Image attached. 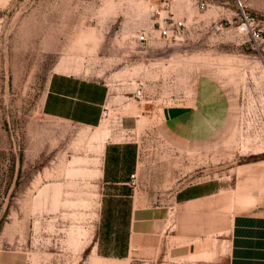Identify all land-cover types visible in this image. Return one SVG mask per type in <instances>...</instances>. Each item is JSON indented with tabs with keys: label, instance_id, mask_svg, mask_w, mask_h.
Instances as JSON below:
<instances>
[{
	"label": "rangeland",
	"instance_id": "rangeland-1",
	"mask_svg": "<svg viewBox=\"0 0 264 264\" xmlns=\"http://www.w3.org/2000/svg\"><path fill=\"white\" fill-rule=\"evenodd\" d=\"M239 4L259 21L257 44L237 32ZM170 20L185 29L167 43L158 28ZM141 32L149 37L142 45ZM55 71L107 84L99 126L42 113ZM194 103L218 105L227 126L213 142L174 144L159 130L157 110ZM122 116L137 124L129 137L140 147L137 182L127 193L140 204H164L200 181L228 184L238 165L264 159L246 141L261 128L264 137V0H0V254L22 253L28 264L93 262L105 237L97 229L102 153L89 137L113 140ZM76 167L89 175L70 171ZM111 221L124 227L126 215ZM211 226L167 238L160 253H136L129 264H228L222 231ZM178 244L187 245L183 256Z\"/></svg>",
	"mask_w": 264,
	"mask_h": 264
},
{
	"label": "crops",
	"instance_id": "crops-1",
	"mask_svg": "<svg viewBox=\"0 0 264 264\" xmlns=\"http://www.w3.org/2000/svg\"><path fill=\"white\" fill-rule=\"evenodd\" d=\"M109 95L105 82L80 74L53 72L42 96V113L52 119L94 128L100 125ZM153 109L148 111L152 116ZM161 133L182 147L213 142L227 126V113L216 104L194 103L157 110ZM131 116L119 119L120 132L104 143L99 165L101 200L94 255L107 262L127 261L136 253L147 257L160 253L167 238L182 240L188 232L211 230L226 245L228 264H264V159L236 167L228 184L222 180L193 183L177 190L161 205L140 204L128 195L130 175L137 173L140 147L129 139L136 129ZM149 133V131H148ZM264 150L252 151V154ZM114 215H126V225L112 223ZM125 231V240L118 232ZM226 232L223 234V232ZM113 232V237L106 236ZM186 244L174 245L183 256ZM101 249H105L100 253ZM0 264H28L20 254H0Z\"/></svg>",
	"mask_w": 264,
	"mask_h": 264
},
{
	"label": "built area",
	"instance_id": "built-area-1",
	"mask_svg": "<svg viewBox=\"0 0 264 264\" xmlns=\"http://www.w3.org/2000/svg\"><path fill=\"white\" fill-rule=\"evenodd\" d=\"M241 14L239 17V24L237 26V32L241 36H245L248 40L252 41L253 44H257L261 40L262 29L260 27L259 21L255 20L250 14L246 13L241 5L239 4ZM185 29V22L182 20H170L168 24L159 26L158 36L164 42L172 43L180 39ZM148 34L146 32H141L137 36V41L139 44H146L148 42ZM135 98L138 100L142 99V87L139 85L135 91ZM137 182V173L134 172L130 175L128 185L135 186Z\"/></svg>",
	"mask_w": 264,
	"mask_h": 264
},
{
	"label": "bare ground",
	"instance_id": "bare-ground-1",
	"mask_svg": "<svg viewBox=\"0 0 264 264\" xmlns=\"http://www.w3.org/2000/svg\"><path fill=\"white\" fill-rule=\"evenodd\" d=\"M259 127H261V126H259ZM252 128H254V127H252ZM262 129L263 128L259 129L258 132H255V135L253 137H249V136L246 137V141H248L250 144H253L252 147H251V150H253V151L264 150V137H262V134H261L263 132ZM105 138H106L105 134L101 133V132H97V133H95V134H93V135H91L89 137L90 141H92L93 144H94V149L99 154L102 153V151H103ZM84 161L85 160L81 159V160H78L77 162L81 163V162H84ZM73 162H75V161H73ZM70 171H73L74 173H83L85 175H87V174L89 175V173H90L89 170H85V169L83 170L80 167H76L75 169L70 170ZM70 171H69V173H70ZM53 191H57V189L54 187ZM72 231H74V229H70V234H72ZM91 264H127V261L125 260V261H122V262H116V263L114 262V263H112V262H107L105 260H102V259H100L98 257H95Z\"/></svg>",
	"mask_w": 264,
	"mask_h": 264
}]
</instances>
